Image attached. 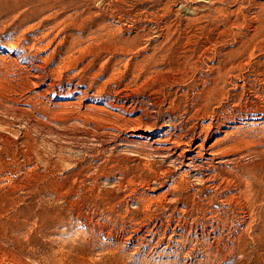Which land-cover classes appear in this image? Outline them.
I'll return each instance as SVG.
<instances>
[{"label": "rangeland", "instance_id": "1", "mask_svg": "<svg viewBox=\"0 0 264 264\" xmlns=\"http://www.w3.org/2000/svg\"><path fill=\"white\" fill-rule=\"evenodd\" d=\"M0 264H264V0H0Z\"/></svg>", "mask_w": 264, "mask_h": 264}]
</instances>
